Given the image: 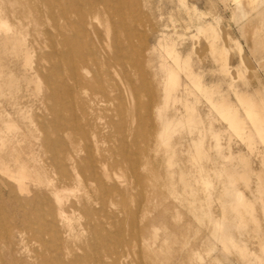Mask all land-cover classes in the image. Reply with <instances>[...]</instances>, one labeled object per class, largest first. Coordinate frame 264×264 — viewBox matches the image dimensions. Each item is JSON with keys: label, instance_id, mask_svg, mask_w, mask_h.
Wrapping results in <instances>:
<instances>
[{"label": "rangeland", "instance_id": "obj_1", "mask_svg": "<svg viewBox=\"0 0 264 264\" xmlns=\"http://www.w3.org/2000/svg\"><path fill=\"white\" fill-rule=\"evenodd\" d=\"M127 1L129 42L94 2L81 14V0H0V264H264V137L238 98L264 123V0ZM166 66L179 77L168 99Z\"/></svg>", "mask_w": 264, "mask_h": 264}, {"label": "bare ground", "instance_id": "obj_2", "mask_svg": "<svg viewBox=\"0 0 264 264\" xmlns=\"http://www.w3.org/2000/svg\"><path fill=\"white\" fill-rule=\"evenodd\" d=\"M96 3L97 5V15L95 17V19L98 20V17L100 15H104L107 17V25H106V33L107 35H109V32L111 30L112 27L118 29L121 28V30L124 32L125 35V39L127 42H129V36H127V31L130 30L131 28V18H129V16L125 13V10L128 9L129 3L127 0H81V14L83 12H88L90 13L94 3ZM53 15H54V19L56 18V14L55 11H53ZM73 20V19H72ZM78 20V19H77ZM73 24V23H72ZM210 24V23H209ZM82 25H83V31H86V26L88 25V20H86L85 17H83L82 20ZM212 25V24H211ZM5 26V25H4ZM199 30L201 32H203L204 34H206V36L209 39H214L216 38V32L214 31V29L207 25L206 26H201L199 28ZM13 33V32H12ZM104 40L100 38V40H98V43L101 44L104 47ZM173 43V42H172ZM98 44V45H99ZM165 44V43H164ZM174 44V43H173ZM171 43H166L165 45H163V47L166 50L167 55L173 59L172 62L175 63V65L177 67H180V69H182V71H184L186 73V76L188 77V79L190 80V82L197 87L198 89H202L205 90L207 95H210L211 90H209L210 88H206L202 85V83L200 82V80L197 78V76L194 75V73H192L191 69H190V61L188 59H184L182 60L180 58V54L178 55L176 49L174 48V45ZM214 45V44H213ZM162 48V47H161ZM85 49H80V56L78 57V60L76 63H73L70 67V72L71 74L77 79H80V82L82 83V76L85 73H88V63H87V59H86V53L84 52ZM100 50L105 51L104 48H101ZM114 50H115V54H123L124 48L122 45L119 44H114ZM159 51V50H158ZM163 52V51H162ZM90 54H93L94 52H92L91 50H89ZM162 54V53H161ZM71 60V58L69 59ZM105 63V62H104ZM166 63V62H165ZM172 65V64H171ZM166 73H167V80L166 83L163 84L164 87V92L166 93V99L169 98V94L176 88H178L179 86V77H178V71H176L174 68L170 67V66H166ZM200 78V76H199ZM51 84V83H49ZM212 89V88H211ZM177 92V91H176ZM181 94V93H180ZM238 94V93H237ZM243 95V94H242ZM113 97H111V95L109 94V92L106 89H103L101 92V101L102 102H110V100ZM239 100L242 103L243 109L246 113V115L249 117V119L251 121H253L257 127H258V132L260 133L261 137H264V123L263 121L259 123V120L261 119L259 115V109H257L256 103L253 104L251 102V100L245 96H239L238 95ZM208 99H210V97L208 96ZM174 100V99H173ZM172 100V101H173ZM179 100V99H178ZM174 102V101H173ZM239 102V101H238ZM212 105L216 108V110L218 111L219 115L226 120L229 123V126L231 129H233L239 136L241 137H246L248 138L249 135L247 136V133L245 132V128L243 125V119L241 120L238 115H237V111L235 108H233L231 105H225L224 101L221 102H211ZM191 104V103H190ZM240 104V102H239ZM67 107V106H66ZM190 107V106H189ZM190 110L188 111L187 117H186V122L188 124H195V118L192 114V109L189 108ZM76 110V109H75ZM58 112V111H57ZM261 113V112H260ZM70 114V113H69ZM173 121V120H172ZM169 122V121H168ZM167 122V123H168ZM55 123V122H54ZM167 123H165V125H167ZM176 122H174L173 124H175ZM171 124V123H169ZM196 125V124H195ZM193 125V126H195ZM109 126V125H108ZM169 126V125H167ZM171 126V125H170ZM169 126V127H170ZM178 126V125H177ZM61 127V126H60ZM167 127L166 129L169 130ZM246 127V126H245ZM14 128V127H13ZM172 128L171 130H173L174 127H170ZM176 128V127H175ZM166 130V131H167ZM170 131V130H169ZM229 131V130H228ZM168 132V131H167ZM75 133V132H74ZM166 133V132H165ZM190 133V132H189ZM168 134V133H167ZM172 134V133H171ZM164 136V135H162ZM161 136V137H162ZM60 138V137H59ZM82 138V137H81ZM164 138V137H163ZM221 138V137H220ZM66 139V138H65ZM251 139V138H250ZM165 141V140H164ZM89 143V142H88ZM87 144V143H86ZM90 146V145H89ZM200 147V146H199ZM198 148V147H197ZM80 150V149H79ZM57 154V153H56ZM90 158V157H89ZM17 159V158H16ZM49 162V160H47ZM139 161V159H138ZM119 162V161H118ZM57 163V162H56ZM128 163V162H127ZM2 164V163H1ZM4 164V163H3ZM131 164V163H130ZM99 165H103V159H101L100 161H92V167L93 166H99ZM5 168V167H4ZM17 177H13L11 176V178H13L15 181H17L19 183V189L21 192H25V193H29L27 190V187L25 185V180L27 179H31V176L29 175L28 169L24 166V165H19L17 167ZM139 169V167H138ZM92 170V168H91ZM246 176V175H245ZM110 182V181H109ZM4 185V184H3ZM212 185V184H211ZM5 186V185H4ZM233 192V191H232ZM234 193V192H233ZM234 195V194H233ZM9 197H13L12 192H9L8 194ZM243 196V195H242ZM234 197V196H233ZM235 199V198H234ZM37 199L36 197H34L33 199L27 201L28 204L33 207L32 212L29 214H26L24 216H30L31 214L33 215L34 212L36 213L34 207L37 204L36 203ZM208 207V206H207ZM100 210V209H99ZM89 211V210H88ZM87 211V212H88ZM249 211V210H248ZM85 216V215H84ZM49 223V222H48ZM216 235V234H215ZM96 243V242H95ZM66 249L65 253L68 254L69 253V247H64ZM230 249V248H229ZM90 251V249H89ZM87 252V251H86ZM94 252V251H93ZM231 252V251H230ZM116 260H120L122 258L121 254H116ZM9 256H13V252L10 250L9 252ZM143 261V260H142Z\"/></svg>", "mask_w": 264, "mask_h": 264}]
</instances>
